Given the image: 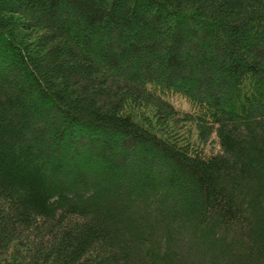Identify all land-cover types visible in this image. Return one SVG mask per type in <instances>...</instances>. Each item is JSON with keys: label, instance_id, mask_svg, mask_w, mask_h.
<instances>
[{"label": "trees", "instance_id": "1", "mask_svg": "<svg viewBox=\"0 0 264 264\" xmlns=\"http://www.w3.org/2000/svg\"><path fill=\"white\" fill-rule=\"evenodd\" d=\"M0 264H264V0H0Z\"/></svg>", "mask_w": 264, "mask_h": 264}, {"label": "rangeland", "instance_id": "2", "mask_svg": "<svg viewBox=\"0 0 264 264\" xmlns=\"http://www.w3.org/2000/svg\"><path fill=\"white\" fill-rule=\"evenodd\" d=\"M146 35L142 34V38L146 39L147 36L149 37V35L147 36ZM153 43L155 47L151 50L149 49L152 55L148 56V58L150 59L148 63L151 64V66L154 68H153V71H151V68L148 66L146 67V69L143 70V72L147 76L149 75V76L155 77L157 74H162V76L171 75L177 78L178 77L187 78L189 80L193 78V79H196V81H198L200 84H202V86H205V83H207V81L209 80V77L212 75L209 69L210 64H212V62L211 63L208 62L207 64L204 65L203 63H201V61H199V57H196V55H194L193 50H188V51L186 50L176 51L175 50L176 52L172 51L171 53H177V58L176 59L171 58L168 56L166 49H163L162 44L158 43L157 41L156 42L154 41ZM146 53H149V52L147 51ZM130 56H131V60L142 57V61H143L147 58L143 55V51L141 49L139 50L137 49L136 52L131 51ZM124 67L125 68H122L121 71L119 70V72L116 75H113V78L118 80L119 82L125 81L127 77L126 75L134 71L132 64L131 65L128 64L127 66H124Z\"/></svg>", "mask_w": 264, "mask_h": 264}]
</instances>
